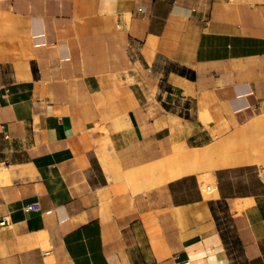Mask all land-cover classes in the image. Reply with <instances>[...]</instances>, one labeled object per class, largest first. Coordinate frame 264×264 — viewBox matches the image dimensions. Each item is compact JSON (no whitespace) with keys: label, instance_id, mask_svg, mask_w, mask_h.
Instances as JSON below:
<instances>
[{"label":"crops","instance_id":"obj_1","mask_svg":"<svg viewBox=\"0 0 264 264\" xmlns=\"http://www.w3.org/2000/svg\"><path fill=\"white\" fill-rule=\"evenodd\" d=\"M3 215L0 264L262 255L264 0H0Z\"/></svg>","mask_w":264,"mask_h":264},{"label":"bare ground","instance_id":"obj_2","mask_svg":"<svg viewBox=\"0 0 264 264\" xmlns=\"http://www.w3.org/2000/svg\"><path fill=\"white\" fill-rule=\"evenodd\" d=\"M210 195H216V190L215 189H212L210 190ZM219 261H222L221 259H219ZM188 261H182V262H179L177 264H187ZM250 263L251 264H264V245H262V255L260 256H253L251 259H250ZM223 264H226L225 261H223Z\"/></svg>","mask_w":264,"mask_h":264},{"label":"built area","instance_id":"obj_3","mask_svg":"<svg viewBox=\"0 0 264 264\" xmlns=\"http://www.w3.org/2000/svg\"><path fill=\"white\" fill-rule=\"evenodd\" d=\"M39 203L38 202H33V203H30L26 206V209L27 210H30V211H37L39 210ZM9 224V217L7 215H3L1 218H0V227L1 226H4V225H8Z\"/></svg>","mask_w":264,"mask_h":264},{"label":"rangeland","instance_id":"obj_4","mask_svg":"<svg viewBox=\"0 0 264 264\" xmlns=\"http://www.w3.org/2000/svg\"><path fill=\"white\" fill-rule=\"evenodd\" d=\"M230 259L232 264H246L240 252H231Z\"/></svg>","mask_w":264,"mask_h":264},{"label":"trees","instance_id":"obj_5","mask_svg":"<svg viewBox=\"0 0 264 264\" xmlns=\"http://www.w3.org/2000/svg\"><path fill=\"white\" fill-rule=\"evenodd\" d=\"M237 243V242H236ZM238 244V243H237Z\"/></svg>","mask_w":264,"mask_h":264}]
</instances>
